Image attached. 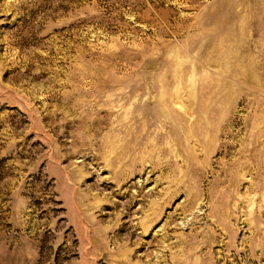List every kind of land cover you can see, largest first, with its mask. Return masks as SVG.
<instances>
[{"label":"rangeland","instance_id":"1","mask_svg":"<svg viewBox=\"0 0 264 264\" xmlns=\"http://www.w3.org/2000/svg\"><path fill=\"white\" fill-rule=\"evenodd\" d=\"M0 264H264V0H0Z\"/></svg>","mask_w":264,"mask_h":264}]
</instances>
